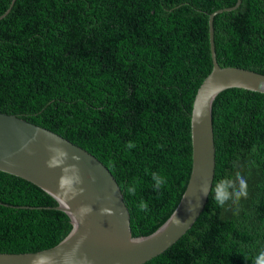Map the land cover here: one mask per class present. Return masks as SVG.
Here are the masks:
<instances>
[{
    "label": "trees",
    "instance_id": "16d2710c",
    "mask_svg": "<svg viewBox=\"0 0 264 264\" xmlns=\"http://www.w3.org/2000/svg\"><path fill=\"white\" fill-rule=\"evenodd\" d=\"M10 1L0 0V16ZM235 3L14 0L0 18V112L98 158L121 189L132 235H148L170 216L189 178L193 98L212 69L209 14ZM213 42L220 66L264 74V0L216 14ZM212 125V184L240 172L248 197L219 207L210 190L192 226L142 264H253L264 250V93L223 90ZM128 141L136 146L128 149ZM152 172L167 180L159 191ZM141 200L149 210H138ZM56 206L38 186L0 171V252L59 243L67 223Z\"/></svg>",
    "mask_w": 264,
    "mask_h": 264
},
{
    "label": "water",
    "instance_id": "95a60500",
    "mask_svg": "<svg viewBox=\"0 0 264 264\" xmlns=\"http://www.w3.org/2000/svg\"><path fill=\"white\" fill-rule=\"evenodd\" d=\"M14 0L10 1L8 12ZM230 7L209 14V43L212 69L202 80L193 98L190 135L191 170L182 196L170 216L152 233L133 236L130 215L121 189L108 169L84 148L53 131L24 120L14 114L0 112V171L21 177L38 186L61 211L67 226L56 245L36 252H0V264H142L175 243L202 212L208 195L198 187L207 181L209 193L215 172V146L212 125V104L215 97L228 88H242L264 93V74L234 66L218 64L213 42V20L216 14L237 8ZM2 14L0 18L4 16ZM197 113H204L202 118ZM199 119V121H198ZM35 137V139H33ZM27 144L24 148L23 145ZM69 152L67 170L49 168L52 155L49 146ZM72 153L81 156L71 159ZM78 169V173L77 170ZM91 173L95 179H91ZM83 183H75L76 176ZM66 181L63 188L59 183ZM82 187L83 193L76 194ZM189 200L194 208L189 210ZM81 205H91L92 213L81 216ZM102 207L115 209L114 215H101ZM183 222L177 226L173 217Z\"/></svg>",
    "mask_w": 264,
    "mask_h": 264
},
{
    "label": "clouds",
    "instance_id": "9594fccd",
    "mask_svg": "<svg viewBox=\"0 0 264 264\" xmlns=\"http://www.w3.org/2000/svg\"><path fill=\"white\" fill-rule=\"evenodd\" d=\"M204 113H197L198 118H202ZM199 121V119H198ZM35 139V137H33ZM136 145L133 141H128L126 144V147L128 149L134 148ZM24 148L27 147V144L23 145ZM49 151L52 153V155L49 157L47 163V166L49 168H56L60 167L62 170L61 176L63 177L64 172L67 170V161L69 158V152L66 148H57L54 146H49ZM71 159L75 161H79L81 159L80 154L78 153H72ZM78 173V169L76 170ZM91 179H95V177L89 173ZM152 179L155 182L153 187L156 191H159L162 187H164L167 183V180L165 177L161 176L158 172H152ZM66 181L61 179L59 183V187L63 188ZM75 183L82 184L83 180L79 177V175L76 176ZM198 190L200 194L202 195H209V185L207 181L201 183L198 187ZM84 189L80 187L76 194L83 193ZM127 191L130 194H134L136 192L135 186H129ZM211 193H212V199L215 201V203L219 207H224L226 204H228L229 201H231L233 204H239V201L244 198L246 199L248 197V183L244 175H242L240 172H236L234 177H228L221 180L216 181L211 186ZM189 210H192L194 208V205L192 204V201L189 200ZM137 208L139 211H147L149 210V205L146 201L141 200L140 203L137 205ZM93 208L91 205H81L79 208L80 215L86 216L90 213H92ZM239 209H237L236 214H238ZM101 215H114L115 209L110 207H102L100 209ZM173 222L180 226L183 222L179 219V217H173ZM247 259V258H246ZM32 264H36V258L33 259ZM90 264V262H89ZM253 264H264V250H261L259 254L253 259Z\"/></svg>",
    "mask_w": 264,
    "mask_h": 264
}]
</instances>
